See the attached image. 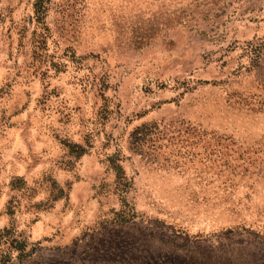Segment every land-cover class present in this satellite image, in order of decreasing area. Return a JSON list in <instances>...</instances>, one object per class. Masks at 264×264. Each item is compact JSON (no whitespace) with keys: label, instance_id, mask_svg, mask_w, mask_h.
I'll return each mask as SVG.
<instances>
[{"label":"rangeland","instance_id":"obj_1","mask_svg":"<svg viewBox=\"0 0 264 264\" xmlns=\"http://www.w3.org/2000/svg\"><path fill=\"white\" fill-rule=\"evenodd\" d=\"M0 264H264V0H0Z\"/></svg>","mask_w":264,"mask_h":264}]
</instances>
